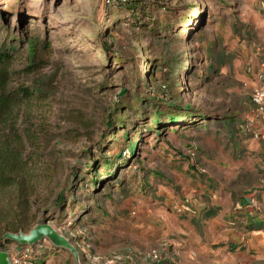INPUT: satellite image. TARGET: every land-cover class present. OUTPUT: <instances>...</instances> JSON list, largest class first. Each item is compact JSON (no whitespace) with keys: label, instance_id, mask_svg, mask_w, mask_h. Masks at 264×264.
Instances as JSON below:
<instances>
[{"label":"rangeland","instance_id":"374dc122","mask_svg":"<svg viewBox=\"0 0 264 264\" xmlns=\"http://www.w3.org/2000/svg\"><path fill=\"white\" fill-rule=\"evenodd\" d=\"M125 1L0 0V46L12 52L7 90L30 93L0 123V141L24 129L38 137L37 146L24 145L19 173L28 208L20 210L15 188L0 191V206L10 221H24L20 231L45 221L78 253L45 250L38 264H143L152 249L162 264H264V246L247 243L254 231L244 212L264 203L263 138L252 135L264 125L245 68L264 61V0H139L134 16ZM161 14L166 24L157 29ZM177 36L176 105H189L192 116L155 129L150 110L138 112L131 97L134 76L143 82L159 39ZM113 102L120 105L106 128ZM129 140L137 142L135 159ZM92 160L102 172L99 191ZM3 243L9 258L22 247ZM50 245L43 239L33 252Z\"/></svg>","mask_w":264,"mask_h":264},{"label":"trees","instance_id":"16d2710c","mask_svg":"<svg viewBox=\"0 0 264 264\" xmlns=\"http://www.w3.org/2000/svg\"><path fill=\"white\" fill-rule=\"evenodd\" d=\"M106 3L114 4L115 0H105ZM125 6H128V8L132 12V16L135 15V11L137 7L142 6L141 2L139 0H127L124 3ZM158 8L159 6L157 3L153 6L154 9ZM142 7L141 13L144 14L146 9H143ZM158 19L155 21V27L157 29H161L166 24V20L163 17V14L160 15V17H157ZM135 22H132V25H134ZM137 24V23H135ZM155 40V39H154ZM161 46V50L159 51V57H157L154 61V63L150 66L148 71L144 74L142 77V81L140 80V75L138 71L136 72V75L134 76L135 82L134 89L132 91V99L136 103V107L138 109V112H141L144 105L145 108H148L151 113L150 115V122L153 123L155 126V129H158L157 126L160 124H172L174 122H178V120H182L185 117H190L192 115L188 114L186 112L189 111L190 106H180L176 105V102L178 101V94L179 85L176 81V72L178 69L179 60L177 54L174 52V49L179 46L183 42V37H178L175 41H172L168 38L159 39ZM101 47L105 50L108 49L109 45L106 43L105 40H101ZM11 46V45H10ZM9 46V48H10ZM6 48L5 45L0 46V123H3L9 118V116L12 114L13 109L17 104L19 103V100L21 97L28 98L29 97V91L28 89H20L16 92H12L11 90H7V72L4 68V65L7 64L12 59V52H10V49ZM14 48L12 47L11 50ZM211 50V49H207ZM32 54L34 53V47L33 44L31 46ZM117 59V58H116ZM120 60V59H119ZM153 79V80H152ZM157 80L155 84V93L152 94L150 87L152 86V81ZM143 92H148L150 95L146 96L145 102H143L142 94ZM161 96V97H159ZM114 107L111 112H109L106 117L104 118V125L106 128L112 127L111 125L114 122V115H116L118 111V106L120 105V102H113ZM141 104V106H140ZM153 110V111H151ZM200 117H203L201 115ZM124 126V123L120 120L116 123V127L122 128ZM148 128L150 125H146ZM151 128V127H150ZM160 132V131H158ZM123 136L124 139L127 137L126 131L123 130ZM38 137L35 133L28 129H24L22 136L13 133L11 138L8 137V140L0 141V191L4 189L9 188H15L17 192V204L20 207V210L22 212L26 211L28 208L26 197V189L24 188V183L22 178L19 180V173H21L24 168L26 167V162L23 157V149L25 148V144H31V146H37ZM136 143H133L131 140L127 143V152H128V159L134 158L136 156ZM37 148V147H36ZM115 157L121 158L120 154H116ZM111 158H105L104 163V171L103 173L110 174L111 171V164H112ZM92 164H94L93 169V178L91 179L92 182V189L99 191V186L97 184L99 181L97 180V177L100 176L102 172H97L95 169L98 165V162L92 160ZM66 203V199L64 195L59 196L56 201V207L58 209H63ZM5 208V207H4ZM0 206V235L6 231L9 232H18L20 230H25V223L22 219L18 220H12L10 221V210L4 209ZM214 213H208L207 216H212ZM3 241L0 237V247H3ZM4 242H9L8 240H5ZM36 246V245H35ZM40 244H37L38 248ZM22 246L21 248H23ZM30 248V254L26 258V261H28V264H38L41 261V257L45 254L46 251H55L58 248L49 246V248H45L42 250V253L40 251L38 253L33 252V245L28 246Z\"/></svg>","mask_w":264,"mask_h":264},{"label":"water","instance_id":"95a60500","mask_svg":"<svg viewBox=\"0 0 264 264\" xmlns=\"http://www.w3.org/2000/svg\"><path fill=\"white\" fill-rule=\"evenodd\" d=\"M43 239H47L54 247L68 250L75 259L77 258V250L69 241V239L60 234L56 229H54L45 221L36 224L27 233L18 231L16 233L6 232L2 235V240L12 241L20 246H32ZM0 264H12L9 259L8 253L2 249H0Z\"/></svg>","mask_w":264,"mask_h":264},{"label":"built area","instance_id":"2783aa9c","mask_svg":"<svg viewBox=\"0 0 264 264\" xmlns=\"http://www.w3.org/2000/svg\"><path fill=\"white\" fill-rule=\"evenodd\" d=\"M261 67L264 68V63L261 64ZM251 103L255 113L263 115L264 114V73L258 77V82L254 86L251 93ZM253 137L256 139L264 137V127L261 130L254 129L252 131ZM30 253V248L28 246L21 248L14 253L15 256L9 258L12 264H28L26 258ZM21 257V258H20ZM116 260H120L119 257H115ZM163 259L160 255V252L156 249L150 250L144 259L143 264H162Z\"/></svg>","mask_w":264,"mask_h":264},{"label":"crops","instance_id":"0c3cea01","mask_svg":"<svg viewBox=\"0 0 264 264\" xmlns=\"http://www.w3.org/2000/svg\"><path fill=\"white\" fill-rule=\"evenodd\" d=\"M260 10L264 13V3L260 4ZM262 63H264V61H261V62L259 61V63H257L258 66L257 64H253L252 66V63H247L245 66L246 70L249 71V75L252 78H254L255 85L258 82V77L262 73H264V68L261 67ZM259 118H260V121L263 120L264 122V114L262 115V117H259ZM251 119L252 117H250L251 124L256 123V119H253V120ZM263 122L262 124L264 125ZM257 125H259V123H257ZM257 129H259V127ZM261 140L263 141V144H264V137ZM259 204H260V207L259 209L256 208L257 210L256 209L254 210L245 209L244 211L246 214V219H247L246 224L251 225L254 231L253 233H251L253 235H250L251 238L247 240V243L249 244L250 249H256V247L258 249L259 246H264V203H259Z\"/></svg>","mask_w":264,"mask_h":264}]
</instances>
